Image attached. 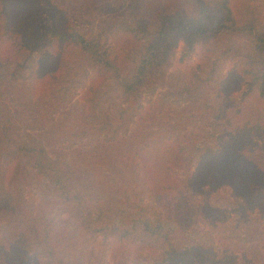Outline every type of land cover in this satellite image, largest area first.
Wrapping results in <instances>:
<instances>
[{"label":"rangeland","instance_id":"rangeland-1","mask_svg":"<svg viewBox=\"0 0 264 264\" xmlns=\"http://www.w3.org/2000/svg\"><path fill=\"white\" fill-rule=\"evenodd\" d=\"M197 1L166 0V5L193 14ZM246 1L259 5L264 21V0ZM141 4L142 0H99L96 7L71 11V19L77 27L104 37L108 31L103 22L123 19L131 25L145 24ZM49 20L45 13L44 24ZM246 45L245 37L229 33L191 49L179 42L164 75L143 87L142 108L135 123L113 138L119 148L107 153L95 150L104 136H93L89 128L100 119L114 117L126 104L110 94L106 85H96L90 72L85 76L78 72L73 82H63L51 93L34 98L30 62L10 85L4 101L23 140L41 145L51 158H61L77 169L78 187L94 216L126 225L140 203L146 215L160 218L174 229L185 247L200 241L231 254L236 264H264L263 203L236 198L228 187L197 188L190 180L197 149L213 147L227 136L230 127L221 110L234 124L252 116L264 120V101L246 93L245 86L238 90L229 87L224 79L232 69L249 68L241 57ZM121 50L127 56L134 48ZM43 54L40 49L31 58L38 60ZM162 134L181 135L187 141V158L178 170L182 182L176 201L161 199L143 184L133 152L145 139ZM249 144L264 162V138L254 135ZM12 181L13 198L0 199V243L8 249L18 244L19 233L32 241L23 224L36 219L39 232L47 233L58 251L80 256L86 264H183L166 259L162 251H138L133 245L115 252L109 238L80 232L53 195L48 180L26 164ZM41 250L34 245L28 253L41 259Z\"/></svg>","mask_w":264,"mask_h":264},{"label":"trees","instance_id":"trees-1","mask_svg":"<svg viewBox=\"0 0 264 264\" xmlns=\"http://www.w3.org/2000/svg\"><path fill=\"white\" fill-rule=\"evenodd\" d=\"M98 1L0 0V199L13 198L9 186L12 176L26 164L48 180L53 195L80 232L109 238L115 252L133 245L138 251H162L171 262L236 264L231 254L200 241L185 247L174 229L160 218L146 215L140 203L126 225L94 216L78 187L77 169L61 158H51L41 145L23 140L4 100L10 85L30 62L34 98L51 93L63 82H73L78 72L84 76L90 72L96 85H106L110 94L126 104L114 117L100 119L89 128L93 136H104L98 139L100 145L95 150L107 153L119 148L113 138L135 123L142 108L143 87L164 75L179 42L191 49L229 33L247 39L241 57L249 68L232 69L224 77L227 85L237 90L245 86L246 93L264 101V21L259 5L246 0H200L190 14L168 8L166 0H142L140 14L145 24L131 25L123 19L103 22L108 32L102 37L91 29L77 27L71 19V11L96 7ZM45 13L50 15L48 25L43 22ZM116 37L115 43L110 41ZM123 47H133V54H122ZM40 49L44 54L38 60L31 58ZM221 111L230 129L215 146L197 149L191 183L214 190L228 187L236 198L264 205V162L249 144L254 135L264 138V120L252 116L234 124ZM133 152L143 184L161 199L176 201L182 182L178 170L187 158L186 139L181 135H154ZM23 225L32 241L19 233L16 246L8 249L0 243V264H86L80 256L58 251L49 235L39 232L36 219ZM34 245L42 249L41 259L34 252L28 253Z\"/></svg>","mask_w":264,"mask_h":264}]
</instances>
